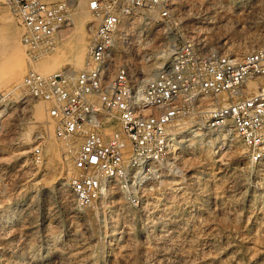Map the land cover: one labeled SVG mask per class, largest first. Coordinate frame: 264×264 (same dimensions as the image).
Masks as SVG:
<instances>
[{
    "label": "built area",
    "instance_id": "built-area-1",
    "mask_svg": "<svg viewBox=\"0 0 264 264\" xmlns=\"http://www.w3.org/2000/svg\"><path fill=\"white\" fill-rule=\"evenodd\" d=\"M6 1L17 5L26 59L49 52L69 21L72 1ZM83 1L92 21L81 68L41 74L28 67L17 88L0 91V102L22 100L15 94L21 89L28 100L46 104L54 135L71 155L67 187L78 207L109 192L118 193L126 206H137L146 191L180 176L179 150L171 152L169 135L187 117L194 119L190 128L217 137V151L231 150L238 140L250 162L261 159L264 49L235 55L191 38L167 41L165 31L175 24L181 0ZM225 2L228 10L246 5ZM221 4L209 0L213 17ZM166 45L168 61L147 76L145 69ZM249 83L253 91L247 93ZM27 161L40 163L38 144L29 149Z\"/></svg>",
    "mask_w": 264,
    "mask_h": 264
},
{
    "label": "rangeland",
    "instance_id": "rangeland-1",
    "mask_svg": "<svg viewBox=\"0 0 264 264\" xmlns=\"http://www.w3.org/2000/svg\"><path fill=\"white\" fill-rule=\"evenodd\" d=\"M5 1L0 0V47L6 32L19 34L17 5ZM71 1L69 13L79 0ZM225 1L213 17L209 0H181L166 40L191 38L235 55L263 49L264 0H233L246 2L240 11L228 10ZM75 39L74 31L70 41ZM164 49L149 66L168 61L171 48ZM66 56L56 70L69 69ZM15 94L22 100L0 102V264H264V153L252 163L238 140L231 150L217 151V137L203 129L190 133L194 119L187 117L174 131L180 176L146 191L137 206L109 192L78 207L67 187L71 168L61 171L55 156L37 172L45 158L46 126H53L46 105L40 123L32 114L40 102ZM54 139L57 154L65 152ZM35 144L41 148L38 165L27 161Z\"/></svg>",
    "mask_w": 264,
    "mask_h": 264
},
{
    "label": "bare ground",
    "instance_id": "bare-ground-1",
    "mask_svg": "<svg viewBox=\"0 0 264 264\" xmlns=\"http://www.w3.org/2000/svg\"><path fill=\"white\" fill-rule=\"evenodd\" d=\"M90 21H91V16L85 9L84 1L79 0L74 10L71 13H69V21H68L69 24L67 25L68 29H66V31L61 30L60 32H58V34H56L55 37L53 48L49 52L38 56L35 62H31V63H28V60L24 59L26 58L24 57V50L19 43L16 31L12 28L8 32H6L3 38L1 39L2 46L0 47V79L3 80L2 84L6 89L5 91H10L12 88H17L19 86L25 67L27 68L30 67L41 74H48L51 73L52 71H55L60 65L59 64L60 56H62L65 53L67 54L65 61L69 63V69L72 70L80 69L82 66L85 47L88 41L87 24ZM9 23H11V19L9 20ZM60 29H62V27ZM74 31L76 32V39L70 41L71 35L73 34ZM261 47H264V42L262 43ZM237 50L240 51L241 49L238 47ZM154 69H155L154 66H148L145 69V74L147 76L151 75ZM17 90L22 93L21 89H17ZM250 91H253V86L251 83L248 84L245 92L249 93ZM44 104L45 103L40 102L39 104L33 107V111H32L33 117L40 123H43ZM53 128H54L53 126H46L45 131L47 134V143L44 148L45 158L44 161L38 166L39 168L37 171L38 173L44 172L47 169V166L50 164L48 160L50 158H54L55 156L58 159L57 161L60 165L61 171H69V169L71 168V155L66 152H63L58 155L57 154L58 151L55 150L56 142L54 139L55 137H53ZM190 129H191L190 133L195 132V130H192L193 128ZM177 130H179V128L172 129L169 135L170 136L169 147L171 152L173 153H175V151L178 150L177 149L178 142L174 140L175 138L174 131ZM59 175H60V171H59ZM60 185L63 186L64 184L60 182ZM174 239H176V237Z\"/></svg>",
    "mask_w": 264,
    "mask_h": 264
}]
</instances>
